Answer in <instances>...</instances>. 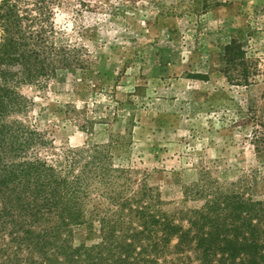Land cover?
I'll use <instances>...</instances> for the list:
<instances>
[{
    "label": "rangeland",
    "instance_id": "374dc122",
    "mask_svg": "<svg viewBox=\"0 0 264 264\" xmlns=\"http://www.w3.org/2000/svg\"><path fill=\"white\" fill-rule=\"evenodd\" d=\"M197 4L55 0L59 36L88 63L20 89L26 108L9 121L43 142L30 149L28 161L55 163L66 152L109 146L110 166L129 180L116 194L120 204L146 190L139 205H156L183 231L202 214L222 225L230 197L264 202V152L256 150L252 126L244 122L251 101L264 102V0H217L207 11ZM233 38L241 39L256 69L249 87L230 84L224 72L223 48ZM108 208L117 211L119 204L90 189L85 221L60 232L65 247L97 245L99 217ZM54 224L61 221H39L32 229L51 231ZM177 243L174 237L158 263L195 257L178 254Z\"/></svg>",
    "mask_w": 264,
    "mask_h": 264
},
{
    "label": "trees",
    "instance_id": "16d2710c",
    "mask_svg": "<svg viewBox=\"0 0 264 264\" xmlns=\"http://www.w3.org/2000/svg\"><path fill=\"white\" fill-rule=\"evenodd\" d=\"M54 2L0 3V264H160L174 237L178 254L195 253L194 258H177V264H264V202L230 197L222 225L202 214L192 223L199 226L183 231L169 217L160 216L156 205H139L146 190L120 204L116 194L129 180L124 171L110 166L109 146L66 152L55 163L28 161L30 149L39 150L43 142L35 131L9 121L26 108L20 89L73 74L88 63L80 48L59 36L52 20ZM199 2L207 11L217 0ZM243 48L239 38L223 48L224 72L237 87H249L256 70ZM244 122L252 126L256 150L264 152V102L257 106L251 101ZM95 188L111 203L116 201L119 209L108 208L100 215L97 245L65 247L67 239L61 242V230L85 221L83 200ZM47 220L61 224L49 226L51 231L32 229Z\"/></svg>",
    "mask_w": 264,
    "mask_h": 264
}]
</instances>
